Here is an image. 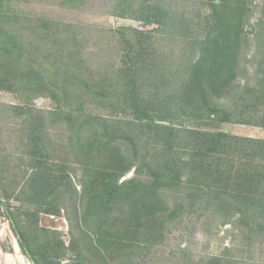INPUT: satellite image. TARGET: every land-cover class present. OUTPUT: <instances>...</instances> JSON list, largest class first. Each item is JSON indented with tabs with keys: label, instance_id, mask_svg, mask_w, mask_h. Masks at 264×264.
Wrapping results in <instances>:
<instances>
[{
	"label": "rangeland",
	"instance_id": "rangeland-1",
	"mask_svg": "<svg viewBox=\"0 0 264 264\" xmlns=\"http://www.w3.org/2000/svg\"><path fill=\"white\" fill-rule=\"evenodd\" d=\"M247 4L248 20L237 75L229 93L214 100L215 108L224 115L211 117L205 109L176 113L171 101L175 93L173 82L179 71L182 74L183 67L195 60L196 43L204 36L205 19L211 13L210 3L204 0H0V264H34L22 254L19 239L35 262L43 263L44 257L51 264H74L76 260L68 247L78 232L77 223L70 226L63 211L60 217L39 214V208H48L42 204L45 185L34 190L30 205L16 198H22L18 190L30 175L25 132L28 114L40 117L52 162L64 167L76 189L81 191L78 181L82 172L69 153L68 125L52 124V121L59 109L67 112L75 107L71 95L86 92L83 88L86 82L92 86V92L81 108L102 120L146 125L166 121L175 129L264 140V103L247 98L242 91L244 87H252L264 70V0H247ZM140 34L149 40L155 53L139 52L150 58L144 64L137 52L136 35ZM137 66L143 70L140 79H136L138 87L145 92L137 94L139 100L133 107L134 103L124 98L131 88L128 91L119 88L118 81L136 77ZM129 67H132L130 71ZM28 71L39 74L32 78L35 81L23 80L24 88L20 83L3 79L6 74H28ZM71 77L75 82L70 83ZM151 81L157 84L152 85ZM74 83L77 87L72 86ZM56 88H64L75 104L69 106L63 97L60 103L55 102L49 93ZM25 105L30 107L23 115L12 109ZM143 106L152 108V117L163 121L150 120L151 114H143L137 120L138 110H134ZM150 129L128 130L135 136L130 140L141 146L140 154L151 152L149 166L154 163V147L161 143L153 128ZM181 137L177 134V138ZM186 152L182 149L183 159L189 157ZM262 160L260 156L249 158L245 165L253 167L263 164ZM210 161L207 160L216 164L215 160ZM225 163L221 166L231 164ZM241 164L239 160L238 164L234 163L237 167L245 166ZM134 169L119 183L133 178ZM183 174L182 181L191 186L168 195V205L178 211L165 224L159 242L152 243L147 250H127L121 257L109 258L110 264H264V205L253 206L251 203H256L245 201L248 209H243L231 201L221 202L212 191L190 178L189 172L185 170ZM4 190L6 195L11 194L8 200ZM60 207L70 213L77 210L68 215L69 218L77 215L78 226L81 225L82 203L77 196ZM10 214L16 222L15 230L11 228ZM35 214L36 221L30 216ZM59 224L58 230L48 227ZM79 229L85 230L80 226ZM83 239L88 245L89 239ZM50 243L56 245L50 249Z\"/></svg>",
	"mask_w": 264,
	"mask_h": 264
},
{
	"label": "trees",
	"instance_id": "trees-1",
	"mask_svg": "<svg viewBox=\"0 0 264 264\" xmlns=\"http://www.w3.org/2000/svg\"><path fill=\"white\" fill-rule=\"evenodd\" d=\"M204 2L211 4V13L205 19L202 31L204 36L196 43L199 50L197 49L194 62L183 67L184 72L181 74L180 70L179 76L173 82L175 93L171 101L176 113L205 109L209 111L211 117H216L219 113L224 114L217 111L214 100L229 93L241 62L248 4L247 0H204ZM136 38L137 52L143 59L141 64H144V61H150V58L139 52L154 53L152 45L142 34L136 35ZM63 54L67 56L65 50ZM131 69L132 67L128 68L129 71ZM65 72H68L67 68ZM136 72H138L137 78L118 81L119 88L127 91L131 88V92L125 93L124 98L126 101L130 100L131 102L128 101L130 104L134 103L133 107L136 105L135 101L139 100L137 94L145 92L144 89L140 90L136 80L140 79L143 70L138 67ZM25 73L6 74L3 79L20 83L24 88L22 81L34 80L32 78L37 77L39 72ZM135 73L133 72L134 75ZM68 80L70 83L75 82L73 77ZM152 81V85L157 84ZM41 82L44 89L45 84ZM87 83L83 85L86 92H80V96L79 93L76 96L73 95L74 93L71 95L74 97L72 101H76V104L70 101L72 97L68 92L63 91L64 88L50 89L52 92L49 93L55 102L60 103L63 97L69 106L75 104V107H70L71 110L68 109L67 112H61L59 109V114L54 115L57 117L52 124L68 125L71 147L69 153L73 155L76 165L82 172L78 181L81 191L76 189L69 172L52 162L40 117L28 114L26 120L28 126L25 132L28 138L30 175L25 178L26 181L23 180L18 190L22 198H16L17 201L30 205L34 190L38 191L45 185L42 204L48 208H39V214L60 217L63 211L70 226L72 223H77L78 234L76 233L68 247L76 258L74 264H110L109 258L114 260L121 257L127 253V250H147L146 248L152 243L159 242L165 224L175 217L178 211L168 205V195L175 193L179 188L186 189L191 186L187 181H182L185 170L190 173L188 174L190 178L198 181V184L207 191H212L216 199L221 202L231 201L243 209H248V202L245 201L256 203H251L253 206L264 205V140L233 137L226 133H211L198 129H175L170 124L146 125L102 120L92 114L84 113L81 108L92 92V86ZM35 85L34 83L33 86ZM74 85L75 83L72 86ZM159 86L154 88L159 89ZM242 91L248 96L247 98L264 103V70L261 78L252 87H244ZM29 107V105L16 106L12 109L20 111L19 114L23 115ZM134 111H137L135 112L137 120H140L143 114H151L150 120L163 121L152 117L153 109L150 107L143 106ZM141 128L149 130L153 128L154 135L161 142L154 147L155 154L152 155V159L155 165L152 162L150 166L147 165L151 152L145 151L140 154L141 146L130 140L135 136L128 130H143ZM177 134L182 137L177 138ZM240 146L241 149L238 148ZM182 149L187 151L189 156L187 159H183L180 155ZM256 156L263 157V164L248 168L245 163H249V158ZM207 160H211L210 162L215 160L216 164H210ZM238 160L247 167L235 166L234 163L238 164ZM225 162L231 164L221 166L226 165ZM132 168H135L134 177L119 183V180ZM2 192L8 200L11 194L6 195L5 190ZM73 196H77L82 203L79 211L82 213L80 218L82 222L79 226L85 229L83 231L79 229L77 215L75 218L74 216L69 218L68 215L77 213V210L70 213L65 207H60ZM30 216L34 217L35 221L38 219L36 214ZM8 217L11 220V228L15 230L14 218L11 214ZM41 231L51 232L43 229ZM83 237L89 239L88 245L85 244ZM55 245L50 243L49 248L52 249ZM18 247L34 264H51V261L46 260L45 257L43 263L33 261V256L21 239ZM89 256L92 258H88Z\"/></svg>",
	"mask_w": 264,
	"mask_h": 264
},
{
	"label": "crops",
	"instance_id": "crops-1",
	"mask_svg": "<svg viewBox=\"0 0 264 264\" xmlns=\"http://www.w3.org/2000/svg\"><path fill=\"white\" fill-rule=\"evenodd\" d=\"M57 225V224H56ZM56 225H54V226H48L50 229H61V225L59 224L57 227H56ZM16 258H17V256H16ZM18 259H19V257H18Z\"/></svg>",
	"mask_w": 264,
	"mask_h": 264
},
{
	"label": "water",
	"instance_id": "water-1",
	"mask_svg": "<svg viewBox=\"0 0 264 264\" xmlns=\"http://www.w3.org/2000/svg\"><path fill=\"white\" fill-rule=\"evenodd\" d=\"M156 124H160V125L168 126V123H167V122H156Z\"/></svg>",
	"mask_w": 264,
	"mask_h": 264
}]
</instances>
